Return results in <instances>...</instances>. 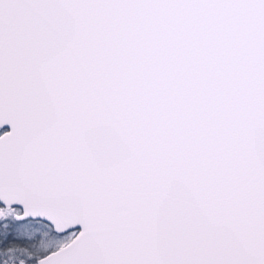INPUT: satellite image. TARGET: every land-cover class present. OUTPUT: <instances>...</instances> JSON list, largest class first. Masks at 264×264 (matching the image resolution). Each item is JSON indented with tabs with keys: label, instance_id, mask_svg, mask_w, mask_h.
<instances>
[{
	"label": "snow or ice",
	"instance_id": "1",
	"mask_svg": "<svg viewBox=\"0 0 264 264\" xmlns=\"http://www.w3.org/2000/svg\"><path fill=\"white\" fill-rule=\"evenodd\" d=\"M0 264H264V0H0Z\"/></svg>",
	"mask_w": 264,
	"mask_h": 264
}]
</instances>
